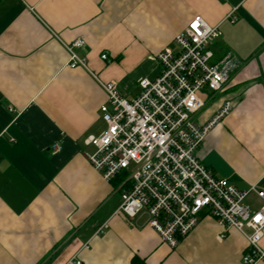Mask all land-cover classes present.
Returning <instances> with one entry per match:
<instances>
[{"label":"crops","instance_id":"crops-1","mask_svg":"<svg viewBox=\"0 0 264 264\" xmlns=\"http://www.w3.org/2000/svg\"><path fill=\"white\" fill-rule=\"evenodd\" d=\"M195 15L219 27L216 57L229 53L237 63L194 115L204 124L231 103L198 156L237 188L264 191V0H0V264H131L133 256L145 264H244L243 235L230 229L220 237L210 215L175 248L144 216L126 219L117 212L118 182L102 179L85 157L94 150L85 138L106 129L107 96L94 76L131 99L140 77L159 72L154 54L173 47ZM75 38L84 40L76 52L88 69L67 65L63 44ZM246 202L264 205L253 192Z\"/></svg>","mask_w":264,"mask_h":264},{"label":"built area","instance_id":"built-area-1","mask_svg":"<svg viewBox=\"0 0 264 264\" xmlns=\"http://www.w3.org/2000/svg\"><path fill=\"white\" fill-rule=\"evenodd\" d=\"M220 35L217 25L195 15L174 35L173 47L154 54L159 72L153 78L140 77L139 90L131 99L123 97L114 83L94 76L107 96V104L100 107L106 129L85 138L94 147L85 157L102 179L118 182L117 212L129 221L144 216L146 226L168 247L175 248L201 214H207L218 223L220 237L230 229L243 235L247 248L242 262L254 264L264 261L260 244L264 205L251 210L246 198L253 192L264 200V191L255 184L237 188L198 156L208 130L231 108L227 101L206 123L194 120L205 104L200 93L222 90L237 67L229 53L216 57L213 43ZM63 45L70 68L88 69L86 58L76 52L83 39ZM100 57L106 59V54ZM106 226H98L95 233Z\"/></svg>","mask_w":264,"mask_h":264},{"label":"rangeland","instance_id":"rangeland-1","mask_svg":"<svg viewBox=\"0 0 264 264\" xmlns=\"http://www.w3.org/2000/svg\"><path fill=\"white\" fill-rule=\"evenodd\" d=\"M146 77H149V76H146ZM200 95H202V94L200 93ZM208 95H209V91L208 90H205L204 93H203V95H202V98L206 100V98H207ZM216 100H218V96L215 99H213L212 101L211 100L207 101L206 107L207 108H210L214 104V101H216ZM119 203H120V201H119Z\"/></svg>","mask_w":264,"mask_h":264},{"label":"trees","instance_id":"trees-1","mask_svg":"<svg viewBox=\"0 0 264 264\" xmlns=\"http://www.w3.org/2000/svg\"><path fill=\"white\" fill-rule=\"evenodd\" d=\"M131 264H145L143 260H141L139 257L137 256H133L131 258Z\"/></svg>","mask_w":264,"mask_h":264},{"label":"snow or ice","instance_id":"snow-or-ice-1","mask_svg":"<svg viewBox=\"0 0 264 264\" xmlns=\"http://www.w3.org/2000/svg\"><path fill=\"white\" fill-rule=\"evenodd\" d=\"M196 24H193V28H196ZM257 219H260V217H256Z\"/></svg>","mask_w":264,"mask_h":264}]
</instances>
